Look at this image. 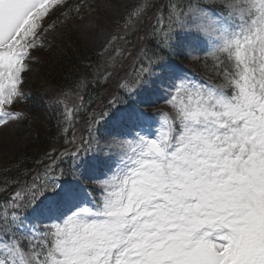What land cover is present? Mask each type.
<instances>
[{
    "label": "snow or ice",
    "instance_id": "snow-or-ice-1",
    "mask_svg": "<svg viewBox=\"0 0 264 264\" xmlns=\"http://www.w3.org/2000/svg\"><path fill=\"white\" fill-rule=\"evenodd\" d=\"M57 3L0 0V126L22 118L8 109L26 102L27 61ZM169 19L141 37L152 57L90 118L71 169L4 197L0 264H264V0H188ZM201 46L221 84L170 58Z\"/></svg>",
    "mask_w": 264,
    "mask_h": 264
},
{
    "label": "trees",
    "instance_id": "trees-1",
    "mask_svg": "<svg viewBox=\"0 0 264 264\" xmlns=\"http://www.w3.org/2000/svg\"><path fill=\"white\" fill-rule=\"evenodd\" d=\"M80 0H73L65 12L56 14L54 18V28L59 32V43L54 44L48 39L42 41L43 46H38L34 52L39 57L32 61L38 72H42L50 80L56 84L58 88V103L65 104L67 109L70 107L72 115L81 116L94 106L98 100H107V98L115 93L123 97V93L118 91L122 83L115 82L110 79L109 75L114 67H117L119 60H114V65L110 66L107 51L103 53H89V56L83 61L79 59L78 49L81 47L80 41L72 30V22L78 19L81 11ZM186 0H146L144 18L134 17L129 23H120L115 32V40H123L125 44L122 46H131V50H135L137 60L134 70L131 74V80H134L136 73L140 67L141 58L152 57L153 44L143 41L141 37L148 33L157 31L165 24L171 22L169 19L170 8L174 4L181 3ZM158 6V12L153 14V9ZM122 37V39H120ZM41 43V42H40ZM147 48V53L142 49ZM226 58H224V61ZM85 80L86 87H77L80 80ZM27 93L28 106L34 108H42L41 99L38 93L28 89ZM58 105L55 104L56 110ZM70 132L67 130L65 136L58 131L55 124L48 125V128L39 135L41 145L36 150L29 149L19 158H15L13 162H9L0 167V187L4 188V179L12 180L23 175V171L30 173L37 165L42 162L45 151L49 147L59 148L70 139ZM42 146V148H41ZM31 148V147H30ZM73 165V158H67L61 168L67 172Z\"/></svg>",
    "mask_w": 264,
    "mask_h": 264
},
{
    "label": "rangeland",
    "instance_id": "rangeland-1",
    "mask_svg": "<svg viewBox=\"0 0 264 264\" xmlns=\"http://www.w3.org/2000/svg\"><path fill=\"white\" fill-rule=\"evenodd\" d=\"M65 1L66 0H58L56 5L61 6ZM187 3L188 1L185 2V5ZM140 4H144L145 6L146 0H87L84 4V11H82L78 19L71 24V28L75 31L81 44V47L78 49L79 59L84 61L89 56L90 52H101L105 55L107 51L110 50L108 61L110 62V66L113 65L122 47L121 40H115L114 33L116 32L117 26L119 22L128 19V14L136 10ZM51 7L52 6H50V8ZM49 14L42 21V27L39 31L43 38H48L52 43L58 44L60 40L59 32L49 27L51 25ZM139 17L144 18V11ZM133 18L134 17H132V19ZM120 39H122V37H120ZM125 40L127 39L123 37L122 44H124ZM207 51L208 49L204 46H201L200 50L190 53L185 49L181 52H177L176 56L170 58L173 60V63L186 70V75L189 79H203L217 85L221 84L222 79L218 78V70L213 67L215 62L211 56L206 54ZM35 55L39 57L38 54ZM28 67L30 70L23 74L24 86H21L22 90L23 88H27L38 93L41 102L47 110L53 104V95L58 88L49 77L42 72L39 73L34 65L29 64ZM128 71L122 72L121 75L128 76ZM114 73L115 72H113L112 76ZM26 106V104H23L21 108L23 114L26 115L24 122L15 120L8 123L6 127L0 126V166L13 162L14 158H19L21 155L25 154L28 144L29 149H38L41 145V138L39 135L48 128L49 121H52L50 120V115L48 116L49 113H45L43 109L39 107L37 109L34 107L30 109ZM155 108L165 114H171L172 111L170 106H167L163 100L157 103ZM94 114H97L96 111L87 117L89 122L92 121L90 118ZM157 119L162 121L164 117L161 116ZM90 126L94 127V124ZM89 139L90 134L88 133L86 140ZM91 143L94 146L95 140L92 139ZM51 148L52 147H49L45 153H48ZM36 172H38V170H36ZM51 175L54 174H45L43 177L44 180ZM88 192L90 197L98 195V193H93L91 189H84L83 194H86V198L88 197Z\"/></svg>",
    "mask_w": 264,
    "mask_h": 264
}]
</instances>
